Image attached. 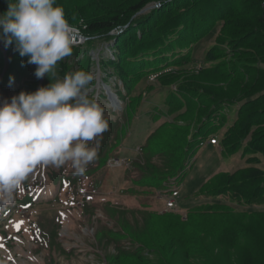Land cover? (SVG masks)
I'll return each instance as SVG.
<instances>
[{
    "label": "rangeland",
    "instance_id": "rangeland-1",
    "mask_svg": "<svg viewBox=\"0 0 264 264\" xmlns=\"http://www.w3.org/2000/svg\"><path fill=\"white\" fill-rule=\"evenodd\" d=\"M142 1L144 0H57V3L64 9L66 19L77 34L78 39L73 40V49L80 54L76 58L75 66L78 67L79 62H82L81 60L96 62L90 65L88 69L96 75V83L95 80L92 82V91L89 95H92L96 88L97 91L102 90L105 93L108 91L106 87L108 84L103 82L102 76L99 74L98 64L101 60L100 53L113 43L102 42V33L91 31V22L96 19L112 20L117 16L115 20L120 19L121 24L117 22L118 25L109 33V35H115V33L122 31L121 28L124 30L129 26L144 23L154 13H158L159 17L165 16L163 6L159 8L158 4L165 2V0H146L147 2L140 11L131 12V8ZM166 1H168L167 5L176 0ZM259 1L232 0L228 2L227 5L231 8L227 11L226 20L231 16L232 23L235 25L248 23L249 28L238 30L235 25L228 26L221 22L204 36L197 39L193 36L192 44L195 46L193 55L196 60L194 64L184 65L179 69L176 77L166 76L164 78V81L173 84L174 88L181 82L190 85L193 91L199 89L206 93L203 101L196 100V105L195 107L193 105L189 115L180 120L176 130L184 131L183 138L169 139L167 137L164 139L166 142L177 146L179 150L180 140H190L199 131H204L206 135L196 136L198 145L207 135H216L223 141L226 135L228 137V132L234 128L236 120L240 118L237 121V128L233 132L235 147L232 150L231 145H226L222 149L221 147L217 149L213 145L199 147L196 160L193 161V165L188 167L185 179L178 182L180 185H175L179 191L171 193V197H180L181 210L202 202V204H212L216 201H226L227 203L216 208L202 206L194 217L190 216L189 219L185 218L184 214L180 215L178 220L176 216L168 214L152 218L153 222L149 227L145 226L146 219L144 217L136 216L132 219L131 213L127 212L120 215L125 216L123 224L122 218L116 217L118 213L116 212L113 217L119 222V229H121L120 226L124 225L125 231L130 235L122 239L125 243L123 245L105 246L97 241L95 231L102 228L103 225H107L108 228L116 227L110 218L104 214L102 210L104 203L112 202L116 206L131 209L140 205H151L157 210H164L163 203L158 201L157 194L150 188H145L144 195H139L141 188H135L138 191L137 194L128 192L129 188L136 186L133 179L137 177L140 170L133 166L127 179L124 168H105L94 174L93 177L88 176L85 179V183L90 181L88 191L92 194L91 200L93 206L96 207L97 216L93 217L92 220L82 215L83 202L90 201L86 198V194L83 195L82 191L79 190L80 196L76 197L79 202H76L75 205L68 204L66 201L72 198L71 193L65 194L59 184L52 185V182H47L52 191L44 193L45 201L38 204L34 210L22 213V215L26 217L32 214L31 220L34 222L39 220L42 226L49 227L54 223V217L56 218L58 215L57 210L59 208L65 209L66 216H60L58 219L62 224L60 241L67 253L63 254L60 250L50 252L48 245L41 242L34 245L35 240L28 235L30 232H26L24 229L22 235L17 236L19 241L14 243V250L11 249L10 253L7 252L12 256L17 255L15 256L16 261L10 260L5 264H264V213H262L264 211V141H260L262 137L260 133L264 132V123H262L263 120H260L257 125L251 127L248 133L243 132L244 125H240V122L246 120V114L240 117V112L247 104L245 98H241L243 88L238 89L234 94L235 98L228 96L237 88L229 86L233 79L226 76L227 73L233 76V83L236 87L242 84L253 83L258 86L264 83V72L259 69H264V62L262 61L264 60V45L262 48L257 47L259 41L264 38V24L258 19L259 15L263 16L264 10ZM211 2V0H187L180 7L172 9V12L165 19L168 23L173 24L185 18L187 12L193 11L192 14H194L195 9L202 10L204 6H210L208 4ZM6 9V0H0V13ZM244 12H249V14L244 15ZM250 27L263 28V30L246 40L244 51L235 52V48L240 49L239 45L242 41L239 35L250 30ZM233 31L236 33H232ZM214 47L217 49L210 55L211 49ZM1 49L7 51V60L16 61L21 58L18 52L13 50V46L5 48L2 41H0ZM83 52H88V55L84 56ZM109 53L112 52L106 51L104 55ZM241 55H245L244 59H241ZM24 65L34 76L36 65H31V68L26 62ZM218 66H221L222 74L217 73L215 68ZM81 67H88V65L83 63ZM201 67L214 68L203 71ZM58 68L57 66L56 70ZM187 68L193 69L186 70ZM67 72L70 71L67 69ZM108 77L112 86L123 82L117 75ZM156 77L157 74H151L150 78L145 81L147 86L140 83L137 87L139 92H142L145 101L147 100L145 104L157 99L154 102L155 109L163 111L165 105L161 99L166 97L167 91H161L160 87L157 86L156 83L160 85V81ZM49 83L50 80L46 81L45 84ZM149 85L154 86L153 90L147 89ZM26 89L28 90L27 87ZM110 90L116 94L115 88L111 89L110 87ZM107 94L108 98L106 97L103 102L106 107L112 109L109 93ZM120 105L122 104L120 103ZM115 108L116 106L113 107V109ZM142 109L146 112L150 108L142 107ZM215 113L217 116L213 118ZM144 119L147 120L148 116H145ZM132 120L135 121L134 114ZM231 134L229 135L231 136ZM172 135L173 132L167 136L173 137ZM253 140L256 141V147L262 143L260 150L252 145ZM68 165L71 167L70 163ZM92 178L102 180L101 188L96 193H92ZM206 178L209 180L204 182L202 192L212 198L214 197L213 199H206L198 193L195 194L200 182ZM224 188L229 190L227 195L230 198L233 196L241 198L244 203L256 200L260 201L261 204L247 205V209H243L242 206L238 207L237 204L233 203L231 199L217 198L220 189ZM57 194L59 195L56 196ZM59 197L62 201L59 200ZM250 210H254V212ZM26 218L29 221L30 218ZM179 220L183 222L179 223ZM194 222L198 226H192L189 229L187 225ZM16 225L19 226V223ZM15 230L16 228L10 232L16 235ZM135 240L140 244H145L147 248L145 253L151 256L149 261L128 256L126 258L117 257L120 253L123 257L127 249L137 251L139 244H136L135 247L132 246ZM39 249H42L39 253L35 252ZM1 253L7 256L5 250Z\"/></svg>",
    "mask_w": 264,
    "mask_h": 264
},
{
    "label": "trees",
    "instance_id": "trees-1",
    "mask_svg": "<svg viewBox=\"0 0 264 264\" xmlns=\"http://www.w3.org/2000/svg\"><path fill=\"white\" fill-rule=\"evenodd\" d=\"M187 0H176L174 3L167 4L168 1L165 0V2H159V8L160 6H163V9L165 10L164 17H159L158 13H152L150 17H148L144 23H138L136 25L129 26L126 29H122L119 33H115V35H109V33L116 27V25L121 24L120 19L116 21L117 18L114 17V19L110 20H94L92 21L91 25V31L92 32H100L102 33L103 41L104 43H111L106 48L103 49V51L100 53L101 60L99 61V74H101L103 82L108 84L111 88H115L117 95L119 96L120 100L129 102V106L131 110H135L132 112L138 113V112H144L142 109L141 103H145L144 96H142V92H139L138 85L140 83L146 84V80H148L151 76V74H157V80L160 81V85L158 83L157 86L160 87L161 91H167L166 97H163L161 99L162 103H164L165 108L163 111L155 109L154 102L157 101V99H154V101L149 102L147 106L150 108L147 112L150 114V118L154 121H160L163 117L166 119L163 121L162 124H160V127L155 130L151 135L155 138H148L147 144L144 148V152L147 151V153L151 155H158L159 159L163 162L162 167H158L155 163H152L148 161L146 171V177L142 180V183H154L158 184L161 180L165 179L167 174L169 176H176L177 171H181V169H185L186 162L191 159L196 154V148H197V137L198 135H206L204 131H199L192 137L190 140L183 139L180 140V150L177 146L166 142L164 139L167 137L177 139L178 137L183 138L184 131L179 130L177 131L176 128L179 125L180 120L183 117H186L189 115V112L193 109V105L195 107L196 100L203 101L205 98L206 93L203 91L198 90L193 91L191 86L185 83H178L175 88L173 87V84L167 83L164 81V78L166 76H173L176 77L179 73V69L182 68L184 65L193 63L196 61L195 56H193V50L194 47L193 42V36H195V39L200 38L204 36L206 33H208L211 29H215L218 24L221 22L226 23L228 26L235 25L232 23L231 16L226 20L225 16L227 15V11L229 8H231L228 4V2L232 0H211L212 2L208 5L210 6H204L202 10H199L198 8L194 10V14H192L191 11L187 12L185 14V18L181 19L180 21H176L173 24H170L167 22L165 17L172 12V9H175V7H180L184 2ZM234 1V0H233ZM263 0H260V6ZM147 1L144 0L137 5H135L133 8H131V12H138L141 10V8L144 7V4ZM208 7V8H207ZM261 8L264 10L263 6ZM249 14V12H244V15ZM209 19V20H208ZM259 21L264 24V14L263 16L259 15L258 17ZM118 22V23H117ZM90 25V24H89ZM238 30L241 29H247L249 28L248 23H240L238 25H235ZM263 28H252L250 27V30H246V32L239 35L240 38H242L241 45H239L240 49L235 48V52H241L244 51V45L247 39H249L251 36H256L261 32ZM232 33H236L233 31ZM261 35V34H260ZM101 36V35H100ZM113 36V37H112ZM262 36V35H261ZM112 37V38H111ZM263 38V37H262ZM102 39V38H101ZM264 39V38H263ZM259 41L258 48H262L264 45V42ZM199 41H202L199 39ZM198 41V42H199ZM262 44V45H261ZM217 47H214L211 49L210 55L216 50ZM255 50V48H253ZM74 53L72 52V55L75 57H71L72 55L64 58L62 61L58 63V70L57 76L58 78H63L66 75H70L73 72L77 70H88L90 68V65L96 63L92 62V60H89L85 62V60H81L82 62H79L78 67L75 66V61L77 60V56L80 54L77 53L73 49ZM106 51H111L110 54H105ZM89 52V51H88ZM88 52H83L84 56L88 55ZM190 52V53H189ZM245 55H241V59H244ZM70 59V61H68ZM80 59V56H79ZM8 65L5 64L4 61V55L3 52L0 50V70L2 68H6V73L4 75L5 77V83L4 85L9 84V78L13 77V84L16 85L17 82L22 83V88L26 87L28 88L29 92L35 91V88L37 86V83H39L40 79H37L35 75L33 76L32 73L29 72V69L24 65V63H27V58H20L16 61L8 59ZM264 62V60H262ZM73 63V65H70V63ZM87 64L88 67H81L82 64ZM29 68H31V65L28 64ZM203 71H209L210 69H213L214 67H210L209 69L205 67H201ZM68 71L70 72H67ZM193 68H187L186 70H192ZM217 73L222 74L221 66H218L215 68ZM262 72H264L263 68H259ZM170 73V74H169ZM117 75L118 78H120L123 82L122 83H116L114 86H112L109 80L108 76H115ZM226 76H229V78L233 79L231 84L229 86L235 87L237 89L233 90L232 93L228 96H232L231 98H235L236 92L238 89H242V96L241 98H245V102L247 103L243 110L240 112V117L243 116V114H246V120H243V122H240V125H244L243 132H247L253 127L254 125H257V123L260 120H263L262 123H264V83L262 85L256 86V84H242L239 87H236L234 82L233 76L227 73ZM96 83V79H95ZM94 83V84H95ZM10 85V84H9ZM148 84H146L147 86ZM145 86V88H146ZM154 86L149 85L147 89L153 90ZM93 94L90 95L91 98L94 96V94L98 91L95 89L93 90ZM100 93V100L99 103L105 108H108L105 106L103 100L107 97V94L105 91H101ZM193 96V97H192ZM230 99V97H227ZM223 99V98H222ZM107 103V102H106ZM148 103V102H147ZM122 122L126 127L129 126V124L134 123L132 119H128L129 116V109L125 108L124 111H122ZM146 112V113H147ZM114 114L119 116V112L115 111ZM131 114V111H130ZM117 116V117H118ZM217 116V113L214 114L213 118ZM240 119V118H239ZM234 124V128L231 129L228 132V137L226 135V138L222 141L223 147L226 145H231V150L235 147L233 143V137H234V130L237 128V121ZM200 120V119H199ZM173 132V137H169L167 135H170ZM230 133L231 136L229 135ZM262 137L260 138V141H264V132H261ZM187 135V134H186ZM185 135V136H186ZM209 136V135H207ZM261 143V142H260ZM252 145H256V141H252ZM262 146V143L261 145ZM259 147L255 148L257 150H260ZM182 150V151H181ZM264 152V149H263ZM168 168V170L166 169ZM140 180V179H139ZM227 188V187H226ZM202 192V191H201ZM229 192V190L220 189L217 196H221L222 194L226 195ZM239 195V193H238ZM234 201H236L238 204L241 205H254V204H261L260 201H248L243 202L241 198H236L235 196L232 197ZM221 202L216 201L213 204H206L205 207L209 208H216V207H222ZM202 207V206H200ZM196 208L194 210H191L188 215L189 217H194V215L198 212L199 208ZM118 210V211H117ZM110 209V214H114L116 212L117 216L119 218H122L123 224H124V217L120 216L123 215V213H131V216H142L146 219L145 226L152 225V218L162 217L163 215H174L177 217V220L179 219V216L173 213H166V214H158L155 212H144V211H130L128 212L127 209H122L118 207V209ZM249 210V209H248ZM251 212L254 210H250ZM243 212H246V210H243ZM264 213V211L262 212ZM261 213V214H262ZM92 215H90V218ZM188 217V219H189ZM167 219V218H166ZM165 219V220H166ZM187 219V220H188ZM183 222V221H182ZM179 220V223H182ZM156 226V225H155ZM192 226L197 227L196 222L193 224H188L187 227L190 229ZM121 229L118 231H106V229L99 228L97 231L98 234V240L99 243L105 246H110L111 244H120V240H122L125 237H129V233H127L124 229V225L120 226ZM158 227V226H157ZM190 233V232H189ZM51 240H50V246L53 250L56 243H54L55 238H57L56 231L51 232ZM120 239V240H119ZM136 244H139V248L136 251H131L127 249L125 255L122 257V254L120 253L117 255L118 258H126L133 257L141 260H150L149 255L145 253L147 250L145 244H140L136 240L134 241V244L132 245L135 247ZM137 248V247H136ZM56 250H62V247L60 245L57 246ZM64 251V250H62ZM66 252L64 251L63 254Z\"/></svg>",
    "mask_w": 264,
    "mask_h": 264
},
{
    "label": "clouds",
    "instance_id": "clouds-1",
    "mask_svg": "<svg viewBox=\"0 0 264 264\" xmlns=\"http://www.w3.org/2000/svg\"><path fill=\"white\" fill-rule=\"evenodd\" d=\"M6 3L0 41L36 65L37 79L47 76L50 83L0 102V205L13 203L37 168L70 163L83 174L109 130L104 107L89 95L95 73L77 70L57 78L58 63L72 55L74 43L63 7L57 0Z\"/></svg>",
    "mask_w": 264,
    "mask_h": 264
},
{
    "label": "water",
    "instance_id": "water-1",
    "mask_svg": "<svg viewBox=\"0 0 264 264\" xmlns=\"http://www.w3.org/2000/svg\"><path fill=\"white\" fill-rule=\"evenodd\" d=\"M77 34H72V36H73V40H77L78 38H77V36H76Z\"/></svg>",
    "mask_w": 264,
    "mask_h": 264
},
{
    "label": "snow or ice",
    "instance_id": "snow-or-ice-1",
    "mask_svg": "<svg viewBox=\"0 0 264 264\" xmlns=\"http://www.w3.org/2000/svg\"><path fill=\"white\" fill-rule=\"evenodd\" d=\"M65 186H67V183L65 182ZM24 191V189L22 190V192ZM27 205H25V207H26ZM61 215H63V213L61 214ZM22 223V222H21Z\"/></svg>",
    "mask_w": 264,
    "mask_h": 264
},
{
    "label": "built area",
    "instance_id": "built-area-1",
    "mask_svg": "<svg viewBox=\"0 0 264 264\" xmlns=\"http://www.w3.org/2000/svg\"><path fill=\"white\" fill-rule=\"evenodd\" d=\"M261 6H263V8H264V0L262 1Z\"/></svg>",
    "mask_w": 264,
    "mask_h": 264
},
{
    "label": "bare ground",
    "instance_id": "bare-ground-1",
    "mask_svg": "<svg viewBox=\"0 0 264 264\" xmlns=\"http://www.w3.org/2000/svg\"><path fill=\"white\" fill-rule=\"evenodd\" d=\"M72 34H75V31H73V33Z\"/></svg>",
    "mask_w": 264,
    "mask_h": 264
}]
</instances>
